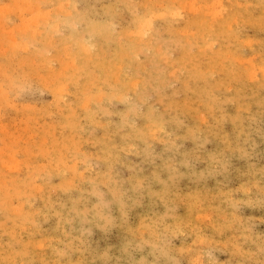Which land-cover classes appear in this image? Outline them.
Listing matches in <instances>:
<instances>
[{
  "label": "clouds",
  "instance_id": "9594fccd",
  "mask_svg": "<svg viewBox=\"0 0 264 264\" xmlns=\"http://www.w3.org/2000/svg\"><path fill=\"white\" fill-rule=\"evenodd\" d=\"M21 10L0 19V264H264V0Z\"/></svg>",
  "mask_w": 264,
  "mask_h": 264
},
{
  "label": "rangeland",
  "instance_id": "374dc122",
  "mask_svg": "<svg viewBox=\"0 0 264 264\" xmlns=\"http://www.w3.org/2000/svg\"><path fill=\"white\" fill-rule=\"evenodd\" d=\"M23 4V0H0V19H6L7 23L10 27H15L22 23L24 19L25 13L21 10V5ZM233 109H229V111H232ZM226 131H228L230 134L232 133L231 126H226ZM186 147H191L190 144L186 145ZM219 147V145L214 142L212 145H209V150H214L215 148ZM258 151L261 153V158L259 159L258 163L260 165H264V144H261L260 149ZM203 167V165H201ZM246 165L244 162L239 160L233 161V170L229 177L230 186L236 187L239 183L242 182V177L240 175V172H242L245 169ZM181 190L182 191H190L195 186L192 185L190 182L183 181L181 183ZM207 187L209 189L215 190V181H209L207 184ZM143 210H138L139 212H142ZM180 214H185V209L182 207L180 209ZM246 215H252L256 217H264V210H245ZM132 222H137V213L133 214ZM259 231H264V225L259 226ZM123 238V233L119 230L114 231L110 236L105 237L103 234L97 232L94 239L96 243L101 247H105L109 244L113 245L114 247H118L121 240ZM221 259H227L226 256L220 257Z\"/></svg>",
  "mask_w": 264,
  "mask_h": 264
}]
</instances>
